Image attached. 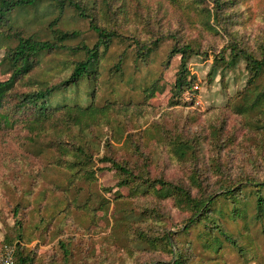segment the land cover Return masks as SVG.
Wrapping results in <instances>:
<instances>
[{"label":"trees","instance_id":"1","mask_svg":"<svg viewBox=\"0 0 264 264\" xmlns=\"http://www.w3.org/2000/svg\"><path fill=\"white\" fill-rule=\"evenodd\" d=\"M251 1L257 21L249 24ZM42 5L59 8L58 17L44 26L47 38L12 23L14 14ZM69 10L89 23L96 34L93 45L81 31L56 26ZM52 11H39V16ZM164 40L172 41L164 68L181 57L171 86L172 106L194 102L182 103L185 93L191 100L197 93V77L189 68L193 57L212 58L210 81L215 74L225 81L245 63L244 85L202 127L206 133L169 110L151 115L149 100L163 73L146 87L143 101L101 100L99 86L86 101L77 100L73 87L82 79L98 81L101 59L115 43L125 46L123 54L146 59ZM0 48L10 72L0 79V132L20 126L28 148L64 174L65 183L52 185L63 195L46 203L49 214L41 221L48 225L67 218L72 207H82L94 222L95 211L111 199L82 203L71 190L80 183L96 184L99 164L107 163L118 174L117 186L129 190L123 226L138 236L130 256L137 261L149 249L164 258L137 264H264V0H0ZM52 54L59 63L43 69ZM119 66L123 71L124 58ZM237 142L241 161L235 168L231 152ZM43 178L31 180L34 187L28 191ZM51 190L43 189L41 198ZM4 242L14 245V264H36L38 247L28 246L32 239L23 225ZM58 248L42 264H72V250L62 240Z\"/></svg>","mask_w":264,"mask_h":264},{"label":"rangeland","instance_id":"2","mask_svg":"<svg viewBox=\"0 0 264 264\" xmlns=\"http://www.w3.org/2000/svg\"><path fill=\"white\" fill-rule=\"evenodd\" d=\"M255 3V1L249 3L252 7L247 12L252 17L249 24L257 21ZM52 9L53 11L49 15L39 16V11H51ZM58 12L59 8L53 5H42L38 10L31 9L29 13L24 15L14 14L12 23L15 26L28 29L29 34L47 38L44 26L49 20L57 18ZM73 14L71 10L67 11L64 18L59 19L56 26L66 30L81 31L82 38L93 45L96 41L95 32L89 28V23L86 20L76 19L72 17ZM77 42L78 39L72 41V44ZM171 45V40H164L161 46L146 59H138L133 52L123 54L125 46L115 43L101 59L98 81L91 82L82 79L78 85L73 87L75 88L74 94L78 97L77 100L86 101L89 93L99 86L98 91L101 100L103 98H118L125 101H143L146 87L163 73L155 96L149 100L151 106L148 108L151 110V115L157 118L164 110H169L174 116L180 117L182 122L187 121L194 127V130H201L206 133L202 127L207 128L210 117L218 114L229 96L244 85L247 78L245 63L244 61L240 62L234 70L227 74L225 81H222L221 74H215L210 81L209 71L212 58L203 60L201 57H193L189 62V68L192 75L197 77L195 85L197 93L192 100L190 94L185 93L182 96V103L194 102L191 105L172 106L170 104L171 86L175 81L181 57L180 55L175 56L169 67L164 68ZM3 57L4 50L0 48V79H6L10 76L9 63L4 61ZM47 57L43 69L56 68V64L59 63L58 55L52 54ZM122 58H124L123 71L120 69L121 66L116 67L119 59ZM225 85L227 86L225 87ZM21 87L26 89L25 85ZM194 115H197L198 119L191 121L189 116ZM194 125H199L200 128ZM230 127L232 128L231 125ZM231 128L229 130L232 132ZM25 135L26 132L20 126L14 130L0 132V254L6 245L5 236L15 233L17 226L23 225L25 235L32 239V242H28V246L35 247L34 245H36L38 247L37 250L35 249L37 252L36 264H42L59 249V240H62L72 250V264H137L141 261H147L149 257L164 259L159 258L158 255H161L159 250L151 251L149 249H145L142 257L137 261L130 256L128 249H131L132 245L135 244V239L138 236L132 232L128 233L123 226L127 213L125 208L130 207L127 203L130 200L127 198L129 190L117 186L118 174L114 170L107 169L106 167L109 165L107 163L99 164L100 170L97 172L98 182L96 184L89 186L80 183V187H74L71 190L72 197H80L82 203L87 199L89 201L98 200L103 196L111 199V203L107 204L103 210L95 211L94 222L82 207H72L71 215L67 218L53 219L48 225L46 221H41V218H47L49 214L45 207L46 203L63 195L52 185L54 182L65 183L64 174L50 169L47 166L46 156L35 155L30 150V146L28 148L26 145ZM206 148L209 149L207 144ZM231 156L234 157L232 161L237 168L239 161H241L238 142L234 146ZM175 171L176 169H173L171 174ZM42 175L44 178L35 190L33 192L32 190L31 192L28 191L34 187L31 185V180L42 178ZM109 187L112 189L110 192L105 189ZM43 189H53L54 191L51 190L50 196L47 195L45 199H42ZM161 191L162 193L166 192V190ZM41 199L42 203L39 204ZM18 206L20 207L19 211L16 210ZM173 206L172 203H169L168 209L176 217H179L178 209ZM11 246L14 247V245Z\"/></svg>","mask_w":264,"mask_h":264},{"label":"built area","instance_id":"3","mask_svg":"<svg viewBox=\"0 0 264 264\" xmlns=\"http://www.w3.org/2000/svg\"><path fill=\"white\" fill-rule=\"evenodd\" d=\"M15 248L6 244L0 254V264H14L15 261Z\"/></svg>","mask_w":264,"mask_h":264}]
</instances>
